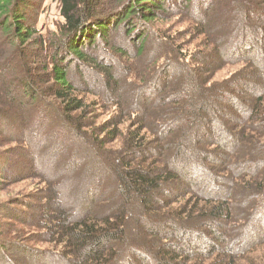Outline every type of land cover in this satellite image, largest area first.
Here are the masks:
<instances>
[{"label":"trees","instance_id":"trees-1","mask_svg":"<svg viewBox=\"0 0 264 264\" xmlns=\"http://www.w3.org/2000/svg\"><path fill=\"white\" fill-rule=\"evenodd\" d=\"M55 1L45 35L43 0H0V132L44 166L21 222L43 263L264 264V0ZM2 232L0 263L42 264Z\"/></svg>","mask_w":264,"mask_h":264},{"label":"rangeland","instance_id":"rangeland-1","mask_svg":"<svg viewBox=\"0 0 264 264\" xmlns=\"http://www.w3.org/2000/svg\"><path fill=\"white\" fill-rule=\"evenodd\" d=\"M37 15L38 27L45 35L55 30L62 21L60 5L55 0H43ZM155 25L161 28L164 27L163 25H166V27L170 26L171 28L169 29L168 35L176 30L181 31L186 28L184 21L177 20L176 16L167 20V23L161 24L157 22ZM3 35L0 29V39L4 37ZM200 39L201 37L197 40L191 39V44L194 45V43L198 42ZM121 61L125 63L122 58ZM41 71L42 70H39L38 72ZM226 72L227 70L221 71L217 77L225 76L227 74ZM127 76L130 78L134 77L133 75H129V73ZM104 116L105 115L98 118V121H101ZM0 159L2 168L0 180L4 182V185L0 188V228L3 230L2 233L5 235L9 230L10 235H8L7 240L14 245L23 246L25 250L27 247L38 250V253L42 254L41 262L45 264L43 263V259L46 256L45 253L52 247L46 244V242L38 240L42 235L39 233L37 234V232L40 231L39 229H35L36 227H27L26 224L23 225L21 223L26 218V212L31 211L29 206L38 204L35 197H39L40 195H42L41 197H46L48 195V192L45 191L47 183L43 181V177H40L42 174H38L39 171H42L44 166L40 165L34 166L33 169L29 168L33 172L31 176L25 175L28 173L27 169L25 171H20V167H25L26 163L30 162H28L27 158L23 157L20 145L10 140L8 135L3 133L2 130L0 132ZM43 175L45 176V174ZM10 230H13V233H10ZM27 230L30 231V236H26ZM0 239H2V237ZM0 242L3 241L0 240ZM22 250L21 247H18V253L15 254L11 250H6V253H8V258L10 260L14 258L18 259L20 261L19 264H36V261L31 257L22 254ZM253 256L257 259H261L259 251H255ZM47 260H49V258H47ZM242 264H244V262H242Z\"/></svg>","mask_w":264,"mask_h":264}]
</instances>
